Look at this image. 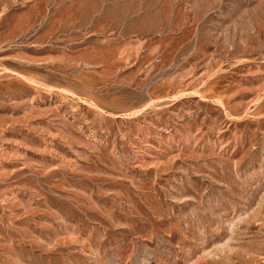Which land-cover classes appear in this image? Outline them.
I'll return each instance as SVG.
<instances>
[{"label": "rangeland", "instance_id": "obj_1", "mask_svg": "<svg viewBox=\"0 0 264 264\" xmlns=\"http://www.w3.org/2000/svg\"><path fill=\"white\" fill-rule=\"evenodd\" d=\"M0 264H264V0H0Z\"/></svg>", "mask_w": 264, "mask_h": 264}]
</instances>
